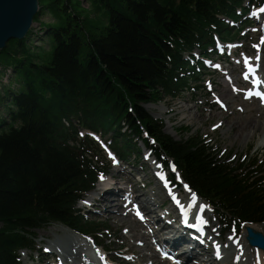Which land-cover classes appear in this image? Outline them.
Listing matches in <instances>:
<instances>
[{
  "label": "trees",
  "instance_id": "trees-1",
  "mask_svg": "<svg viewBox=\"0 0 264 264\" xmlns=\"http://www.w3.org/2000/svg\"><path fill=\"white\" fill-rule=\"evenodd\" d=\"M85 2L38 0L41 45L31 43V28L0 52V76L12 71L0 87V264H21L35 231L52 224L101 231L76 205L108 168L95 160L98 143L80 131L109 136L108 148L125 162L139 159L137 140L164 165L172 161L226 230L264 223V163L229 162L198 136L175 141L144 108L199 80L206 69L192 52L210 57L216 39L236 40L241 27L227 20L243 23L245 4L264 0Z\"/></svg>",
  "mask_w": 264,
  "mask_h": 264
},
{
  "label": "rangeland",
  "instance_id": "rangeland-1",
  "mask_svg": "<svg viewBox=\"0 0 264 264\" xmlns=\"http://www.w3.org/2000/svg\"><path fill=\"white\" fill-rule=\"evenodd\" d=\"M80 1L82 2V5L84 7H87L85 0ZM245 7H247L248 9V13L244 17L245 23H237L235 25V27L240 26L241 31L237 36V39L233 42L234 44H229L227 48H224V46H222L221 49L218 50V52H225L223 56L219 55V57H214V64L212 66L217 67V69H211L208 71L205 70V72L203 73L207 75L202 73L200 75V79L193 81L190 84L189 88L187 90H184L179 97L172 100L166 98L161 103L149 104L145 105L144 107L152 117L163 121V133L170 136L175 141L187 139L191 136H198L204 139L205 142L211 147V149L217 151L219 153L218 156H221L229 162H233L234 164H239L241 162L249 163L253 159H256V161L260 164L264 163V146H258L257 144L259 137H261V131L255 130L252 137L246 142L241 141L238 137L240 128L243 127L242 125L246 124V122L250 123V121L255 120L259 124H264V108L254 97H252V101L249 102L245 101L243 95V92L250 89V78L243 81L244 74L246 72V63L243 59L246 58V60H249L251 64L255 65L256 71H258L257 73H259V75H264V12L261 11L262 9H264V5L259 7L254 3L251 4L250 2H247L245 4ZM42 19L43 21H46L47 17H43ZM32 28L33 33L31 35V43L33 45H41L38 42V39L39 37H42L43 34L38 31V24L34 23ZM36 32L38 33L36 34ZM234 49L236 52H234ZM231 51H233V53H231ZM197 52V50L194 51V53ZM11 76L12 71L10 69L2 72V76H0L1 88L8 85ZM227 76H230L231 79L237 81V84L234 85L233 92V95L235 96L236 94V97L229 94V98H225V100H229H227L228 104L226 105V107H229L230 105L233 106V109L231 111H227L226 108H221L220 106H222V104L217 100L218 96H220L226 89H224L222 81ZM196 86L198 88H195ZM235 87L236 89H238L237 91ZM149 106L161 107V117L157 118L154 115L156 110L148 109ZM217 113L222 117V120L218 123H216L218 120V117L216 115ZM0 117H5V113L2 110H0ZM191 117H195V119L188 120ZM230 126L231 130L227 133L224 132V130H226L227 127ZM181 127H187V130L180 131ZM80 134L83 135L84 132L80 131ZM94 139L97 141V143H99V147L103 150V152H101V154L98 155L95 160L98 161L101 165L108 168V172L103 179L106 180L109 176L113 175L115 177L113 181V183H115L114 187L117 188H121L122 186L119 181H130L131 184L135 183L140 188L144 187L145 190L142 191V193L148 199L153 200V194H157L160 197L159 201H164V198H166V196L163 192L160 191L161 185L157 184V175L155 170H153L154 168L161 167V163H159L158 160L157 162H153L152 155L145 159V155L148 154L149 151L147 148H143L144 146L140 141L137 140V144L141 149L139 159L133 156L129 159L127 164H116L107 152L106 143L109 142V136H105L101 140V138L96 135ZM169 174L171 173L167 171L166 168L164 169V172L160 173L161 176H167ZM137 179L143 180V186L137 182ZM99 181H97L92 193L88 194L92 198L97 199L99 196L97 194V184ZM131 184H128V187L132 189ZM182 187L180 186L178 190L171 187V190H168L170 191V193L175 194L178 193ZM168 190L166 191V194ZM120 193H123V191H120ZM183 193L185 194L184 191ZM138 195L142 196L141 193H139ZM90 197H86V199H89ZM115 198L118 200L119 198H122L120 202H122L123 204L124 201L121 195H119L118 197L114 196V199H111L110 203L117 202ZM134 201L140 206V202L132 198L131 203H134ZM163 204L165 206V209L169 208V202L164 201ZM80 207L83 209L82 205H79L76 208ZM111 207L118 208L121 213H126V207L124 205H112ZM152 207L155 206L152 205ZM206 207L208 209V212H205V214L201 216L202 219L203 217H205V219L203 220V226L207 228L208 234L206 237L219 235L220 238L225 241V244H227V239L229 237H232L234 232H236L237 239L241 238L243 233L245 236V229L248 224H243L239 228H237L235 225V227L228 229L220 235L219 230H224L226 223L223 224L221 222L219 215L213 211L211 206L206 205ZM89 209H91V207H89ZM94 209L97 212L96 214L88 213L87 208L84 209V211H81V213L83 214L84 219H86L87 221L97 223L96 225H98L99 230H101L98 234L91 233L88 234V236L93 237L94 241H96L101 247L106 249L107 252L105 253V263L120 264L118 261H116V258H125L128 260L131 259L132 255L130 253H123V250L125 251L128 246L132 245L138 249L140 248L141 243L137 242V240L131 241L130 239V243H124L120 248H116V245L122 243L119 234L129 235L126 232L130 227H133L134 223H136L137 220L128 213L127 219H124V221L118 220L114 215H112L113 213H115L114 211H111L112 216L110 215V218L108 220V215L101 213V208L96 205V202L94 203ZM155 210L158 212V214L162 213L157 209ZM118 216L121 217V215ZM173 218L176 219L177 216ZM208 221L211 225V228L209 227L210 225ZM123 222H126V225ZM199 222H201V220H199ZM136 225H140L142 227H140L142 231L145 230L146 232L148 230V228H146L145 224L143 223H136ZM255 225L259 226L260 230H253L264 235V223ZM51 228H56V230H52ZM65 229L67 228L63 227L62 225L52 224L46 228L36 230V239L34 240L33 244L34 252L25 250L21 251V264H54L57 258L55 259V256L52 254L51 256H44L43 253L46 249H48V246L50 248L51 243L58 242V244L65 245V239H68L69 236H74L77 240H79L78 235H75V233H70L69 229H67L68 232H66ZM135 229L137 230V227ZM212 231L214 234L212 233ZM43 232L47 233V235L42 234ZM82 240L83 239H80V241ZM241 240L245 241V239ZM90 241H85L86 245H88L87 242L89 244H92ZM153 241L154 239L149 238V243L153 246L152 250L150 249L149 251L158 253L157 251H155ZM104 245H106L107 248ZM245 245L247 246V243H245ZM250 250L253 253L255 252V250ZM22 252H26L27 255L22 254ZM144 252L148 253L147 251H143V253ZM227 253H230V255H232L234 254V250H227L226 254ZM81 254V259H84V256L87 254V250L82 252ZM245 255L247 256V252ZM109 256H111V258H114L112 262L108 261ZM51 257H53L54 259ZM38 259L40 260V263L37 262ZM175 264H180L179 260H177V263ZM185 264H188V262H185Z\"/></svg>",
  "mask_w": 264,
  "mask_h": 264
},
{
  "label": "bare ground",
  "instance_id": "bare-ground-1",
  "mask_svg": "<svg viewBox=\"0 0 264 264\" xmlns=\"http://www.w3.org/2000/svg\"><path fill=\"white\" fill-rule=\"evenodd\" d=\"M243 60L247 61L246 72L244 74L243 81L246 80L245 76H248V78H251V82L253 81V79L255 77H257V79L259 80V87L264 88V83H263L264 82V79H263L264 75L263 76L259 75V73H257L258 71H256V69H255V65L251 64L249 60H246V58ZM222 82L224 85V89L226 88L225 89L226 91L224 90L222 92V94L220 96H218L217 100L222 104L221 108H223V109L226 108L227 111H229V110L231 111L233 109V106L230 105L229 107H226L229 100L227 99L228 100L227 101V100H225V98H227L229 94L233 95L234 85L237 84V81H234L233 79H231L230 76H227ZM235 89H236V87H235ZM237 90L238 89H236V91ZM237 94H238V92H237ZM243 95H244L245 101H249V102L252 101L251 100V98L253 97L252 91L248 90L246 92H243ZM234 97H236V94ZM148 109H155L156 111H155L154 115L157 118L161 117V115H162L161 107L149 106ZM244 110H245V108H244ZM216 115L218 117V120L216 123H218L219 121L222 120V117L218 113ZM194 119H195V117L194 118L191 117L188 120H194ZM242 126L244 128L241 127L240 132L238 134V137L240 138L241 141H244V142L248 141L252 137L253 132L255 130H260L261 131V137H259L257 144H258V146H264V124H259L257 121L252 120V121H250V123L246 122V124H244ZM230 130H231V126L227 127V129L224 130V132L227 133ZM114 178L115 177L113 175H111L106 180L103 179V180H100L98 182V184H97L98 193L97 194L99 196L96 200V205L101 208L102 214L108 215L107 216L108 220L110 218L111 211H114L115 213H113L112 215H114L115 218H117L118 220L124 221V219H127V213H121L118 208H114V207L112 208L111 207L112 205H115V206L122 205L123 206L122 202H120V200H122V198H119V200L115 198V200H117V202L110 203L111 199H114V196L118 197L119 195H121V197H123V195L125 193V192L120 193L121 190H119L117 187H114L115 185L113 187L111 186V183L114 180ZM110 179H112V180H110ZM143 180H144V178H143ZM156 180H157L158 185L161 184L160 191L163 192L164 195L166 196V198H164V201L169 202V205H168L169 208L163 210V212L161 211L162 213L160 215L157 214V211L155 210V209L161 210V206L164 205L163 204L164 201H159L160 200L159 195L153 194V200L152 199L150 200L147 197H145V195H143V193H142V191L145 190L144 187L140 188L135 183L131 184L130 181L126 182L127 184H131L132 189L134 190V195L132 198L134 200L136 199V201L138 200V202H140L141 210L147 214L146 215L147 222L145 223V227L148 228V230L145 232V230L143 229L144 231H142L141 230L142 227L140 225L139 226L136 225V223H138V222H136V223H134L133 227H130L128 229V231L126 232L129 235L119 234V237L121 238L122 243L119 245H116V248H120L124 243H130V239H131V241L137 240V242L141 243L140 248H138V249L132 245V246H128L125 249V251L123 250V253H126V254L130 253L132 255V258L129 260L125 259V258L124 259L116 258V261H118L120 264H173V263L168 262L165 259H161L158 255L159 253L149 251L150 249L152 250V248H153V246L149 243V238L155 239L157 241L158 245H159V243L163 244V250L160 253L161 255H164V253H167V252L169 253L170 248L168 251H165L164 247L167 244L174 246L175 244L178 243V240L174 237V233L178 230V228L168 225V222H167V220H169L168 213H171V214L176 213L179 211V209L187 208L189 206H192L191 204H193V205H195L196 208L191 213L190 218L192 220V224H196V222H199V220H201V216H203L205 214V212H208L206 205L196 195H195L196 199L193 201L192 196L194 194L192 192H190V190L186 187V185H184L181 188V190H183L185 192V194H184L185 195L184 196L185 197V199H184L185 203H177V198H178L179 194L175 193V194H172L171 196L165 194L166 191L170 187L167 185H163V183H164L163 181H162V183H160L161 177L158 178L156 176ZM127 187L125 189H127ZM115 190H117V191L115 192ZM139 193H141L142 196L138 195ZM173 197H175V199ZM134 203H135V201H134ZM152 205H154L155 207H152ZM201 207H203V209H204L203 211L200 210ZM117 214L121 215V217L118 216ZM181 216H183V215L179 214L177 217H181ZM187 217H189V216H187ZM124 224L126 225V222ZM131 224H133V223H131ZM248 226L251 227L252 229L260 230V227L255 225V224H248ZM136 227H137V230L135 229ZM164 228H165V230H167L168 234L161 238V234L164 232ZM51 229L56 230V228H51ZM65 230H66V232H68L67 229H65ZM182 230L184 231L185 228L180 227L179 232ZM42 234L47 235V233H45V232H43ZM236 236H237L236 232H234L233 236L229 237L227 239V241H228L227 244H225V241L222 238H220L219 235L213 236V237L211 236L212 238L209 236V237H206L203 239L193 237L192 242H190V246L181 245V246H183V247H181L183 249H182L179 257H177L176 261L179 260L180 264H185V262H188V264H241V263L264 264V252H262L261 250L255 249V252L253 253L250 250L251 248H249L248 246L245 245L246 242L241 240V239H244V233L242 234L241 238L237 239ZM181 238H184V236L181 235ZM211 239H212V241H211ZM64 244L65 245H61V244H58V242L51 243L50 248L48 246L49 249H46L44 251V254L45 255L49 254L50 256H51V254L54 255L55 259L57 258V260L55 261L54 264H92V263L88 262V260H89L88 258L87 259H81V255H82L81 253L86 251V250L88 251V249H91V251L93 252V256H89V257H93L98 262H101L102 252L99 249H95V247H100V248H103V247H101L96 241H94L93 244H89L87 242L88 245L85 244V246H84L83 244L80 243V240L76 239V237H74V236L70 237L69 236L68 239H65ZM96 244H98V245H96ZM104 246L106 247V245H104ZM63 247H66V249ZM103 249H105V248H103ZM230 249L232 251L234 250V254H232V255H230V253L226 254L227 250H230ZM143 251H147L148 253H145V252L143 253ZM246 252H247V256L245 255ZM22 254L27 255L26 252H22ZM87 255H89L88 252H87ZM108 258L111 260L114 259V258H111V256H109ZM101 263L102 264H111V263H105V262H101Z\"/></svg>",
  "mask_w": 264,
  "mask_h": 264
},
{
  "label": "water",
  "instance_id": "water-1",
  "mask_svg": "<svg viewBox=\"0 0 264 264\" xmlns=\"http://www.w3.org/2000/svg\"><path fill=\"white\" fill-rule=\"evenodd\" d=\"M38 10V0H0V52L9 40L26 37ZM245 240L250 247L264 252L263 234L246 227Z\"/></svg>",
  "mask_w": 264,
  "mask_h": 264
},
{
  "label": "snow or ice",
  "instance_id": "snow-or-ice-1",
  "mask_svg": "<svg viewBox=\"0 0 264 264\" xmlns=\"http://www.w3.org/2000/svg\"><path fill=\"white\" fill-rule=\"evenodd\" d=\"M262 12H264V9L261 10ZM245 63H247V61H245ZM245 79H248V76H245ZM256 95L260 96L262 100H264V95H262L261 93L257 92ZM175 170V169H173ZM187 187V186H186ZM175 199V197H173ZM192 199L193 201L196 199L195 195L192 196ZM177 203H179V201H177ZM201 211H203V207H201L200 209ZM137 216L140 218V219H143L144 217L140 214L139 210H137ZM201 222L203 223V219L201 218Z\"/></svg>",
  "mask_w": 264,
  "mask_h": 264
}]
</instances>
